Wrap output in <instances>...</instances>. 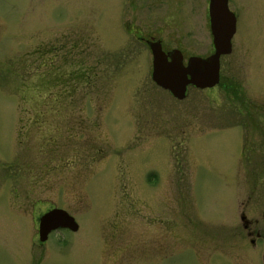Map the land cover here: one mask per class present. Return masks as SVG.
<instances>
[{"label": "rangeland", "instance_id": "1", "mask_svg": "<svg viewBox=\"0 0 264 264\" xmlns=\"http://www.w3.org/2000/svg\"><path fill=\"white\" fill-rule=\"evenodd\" d=\"M2 1L22 37H0V264L33 263L43 201L78 232L62 234L66 248L48 242L40 264H241L251 251L229 244L228 219L264 193L246 182L245 158L262 149L244 125L264 117V0H228L219 83L182 100L151 81L146 42L183 63L207 57V0Z\"/></svg>", "mask_w": 264, "mask_h": 264}, {"label": "flooded vegetation", "instance_id": "2", "mask_svg": "<svg viewBox=\"0 0 264 264\" xmlns=\"http://www.w3.org/2000/svg\"><path fill=\"white\" fill-rule=\"evenodd\" d=\"M0 19L4 17V21L0 20V37L3 35L6 36H13L15 39H21L22 37V31L19 29V22L13 20L9 13H5L3 1L0 0ZM30 18H27L26 22H30L28 20ZM38 18H32V21L34 23L38 24ZM6 22H9L8 25H5ZM5 23V24H3ZM14 28H17L20 31L15 32ZM7 38V36H6ZM18 41V40H16ZM13 42V41H12ZM32 56L35 57V59L39 58L40 55V48H34L33 53H31ZM244 125H248V136L249 137H258L259 140V146L258 148L262 149V154L259 151V155L256 156L257 164H254L253 158H250L246 156L245 162L249 164L252 162V165H254V168H251V171L247 172L246 174V182H249L251 186H256V184H261V186L264 188V179L260 176V170L264 175V117L261 118H247ZM232 129V128H231ZM231 133V139L233 143V134L232 130H230ZM15 136H20V134L16 133ZM251 143H247L246 148L244 149L247 151L250 150V154L253 151H256L252 148ZM258 149V150H259ZM55 153V151H54ZM246 154V153H245ZM53 168L56 169V166L54 164H50L49 171L52 172ZM250 169V168H249ZM253 170H257L259 175L258 177L255 176L257 173ZM45 183L43 181H37V183ZM50 185H55L54 181L48 182ZM145 183H148V180L145 181ZM264 191V189H263ZM251 193L252 191H249V193L245 196V199L242 200V202L239 204V208L237 212L233 215L232 218L228 219V239L229 244L233 245L234 243H242L247 245V248L251 251V254H247L246 258L245 255L242 253H239L236 255L237 258H240L241 264H264V193L262 194V200L258 206L257 209L251 210L249 207H247L248 203L251 201ZM37 206L33 208L32 214H31V223H32V233L29 236V250H30V256L33 260L32 264H40V259H43L44 257L48 256V252L46 251V245L48 242H51L52 245H55L59 248H66L69 245V241H66L64 237H62V234L64 233H70L75 234L78 232L77 230L70 231L66 228H55L44 236V239H40L39 230H38V223L39 218L48 213L49 211H52L54 207H47L45 201L43 202H36ZM261 205V206H260ZM11 209L14 210L18 215L24 216V212H20L19 210L13 209L10 205ZM61 210V208H59ZM37 210V212L35 211ZM68 213V212H67ZM68 215H70L68 213ZM71 216V215H70ZM72 217V216H71ZM73 218V217H72ZM234 223L231 224L230 221H233ZM36 221V222H34ZM19 229L14 230L13 233L18 235L20 233ZM4 233V230H0V234ZM21 234V233H20ZM56 235L58 237H56ZM54 238V239H52ZM23 246V245H22ZM43 250H42V249ZM19 254L23 253L21 245L20 249H18ZM230 254H232V251L230 250ZM43 255V256H42ZM230 257V256H229ZM228 257V264H232L231 260ZM24 259V256L22 257ZM21 259V260H22ZM243 259L245 260V263H243ZM247 259V261H246ZM252 261V263H249ZM239 264V263H237Z\"/></svg>", "mask_w": 264, "mask_h": 264}, {"label": "water", "instance_id": "3", "mask_svg": "<svg viewBox=\"0 0 264 264\" xmlns=\"http://www.w3.org/2000/svg\"><path fill=\"white\" fill-rule=\"evenodd\" d=\"M207 17L211 36L212 53L205 58L189 57L182 64L178 50L163 52L158 41L146 44L151 54V81L167 90L176 100L185 97L186 87L211 88L219 81V57L228 54L235 32L234 15L227 8V0H207ZM55 228L77 229L73 218L66 212L54 209L39 218L40 239Z\"/></svg>", "mask_w": 264, "mask_h": 264}]
</instances>
